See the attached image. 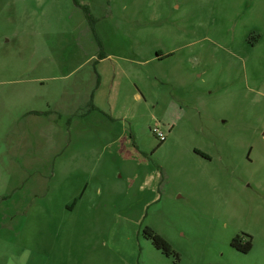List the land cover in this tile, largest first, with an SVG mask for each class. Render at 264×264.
I'll return each mask as SVG.
<instances>
[{
  "label": "rangeland",
  "instance_id": "rangeland-1",
  "mask_svg": "<svg viewBox=\"0 0 264 264\" xmlns=\"http://www.w3.org/2000/svg\"><path fill=\"white\" fill-rule=\"evenodd\" d=\"M0 34V264H264V0H0Z\"/></svg>",
  "mask_w": 264,
  "mask_h": 264
},
{
  "label": "trees",
  "instance_id": "trees-1",
  "mask_svg": "<svg viewBox=\"0 0 264 264\" xmlns=\"http://www.w3.org/2000/svg\"><path fill=\"white\" fill-rule=\"evenodd\" d=\"M158 56L160 57V55L158 54ZM198 153L203 156L205 159L209 158L207 155H205V153L198 151ZM145 234L147 236V238L151 239L152 245L154 246V248H156L157 250H160L162 253L171 256L173 254V251L171 250L170 246L168 245V242L166 240H164L163 238H161L160 236L154 234L151 229L147 228L145 230ZM238 241L239 238L235 237L233 239L232 245L234 247H238ZM251 247V244L248 243V245L246 247H244L242 250L243 252H247Z\"/></svg>",
  "mask_w": 264,
  "mask_h": 264
},
{
  "label": "crops",
  "instance_id": "crops-1",
  "mask_svg": "<svg viewBox=\"0 0 264 264\" xmlns=\"http://www.w3.org/2000/svg\"><path fill=\"white\" fill-rule=\"evenodd\" d=\"M7 35H3V34H0V52H3V50L5 49V46L7 44H9L10 42V39H7L6 38ZM17 37V36H16ZM2 49V50H1ZM4 65L3 63L0 65V76L4 74L3 70H4ZM0 83H4V81L2 80V78L0 79ZM69 114L71 115V117H75L76 114H75V111H70ZM28 115H32V111L28 112ZM68 122H70V119L68 120Z\"/></svg>",
  "mask_w": 264,
  "mask_h": 264
},
{
  "label": "built area",
  "instance_id": "built-area-1",
  "mask_svg": "<svg viewBox=\"0 0 264 264\" xmlns=\"http://www.w3.org/2000/svg\"><path fill=\"white\" fill-rule=\"evenodd\" d=\"M152 132L154 133V135L156 136V138L160 142H164L165 141V139H166L165 135L162 132H160L157 128H155V129L153 128Z\"/></svg>",
  "mask_w": 264,
  "mask_h": 264
},
{
  "label": "flooded vegetation",
  "instance_id": "flooded-vegetation-1",
  "mask_svg": "<svg viewBox=\"0 0 264 264\" xmlns=\"http://www.w3.org/2000/svg\"><path fill=\"white\" fill-rule=\"evenodd\" d=\"M196 153L199 154L198 151H196Z\"/></svg>",
  "mask_w": 264,
  "mask_h": 264
}]
</instances>
